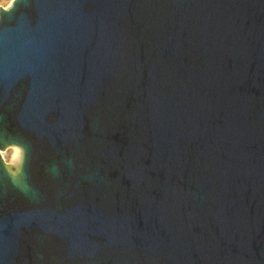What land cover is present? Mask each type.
I'll return each instance as SVG.
<instances>
[{
  "label": "water",
  "instance_id": "1",
  "mask_svg": "<svg viewBox=\"0 0 264 264\" xmlns=\"http://www.w3.org/2000/svg\"><path fill=\"white\" fill-rule=\"evenodd\" d=\"M0 264H264V0L0 7Z\"/></svg>",
  "mask_w": 264,
  "mask_h": 264
},
{
  "label": "rangeland",
  "instance_id": "2",
  "mask_svg": "<svg viewBox=\"0 0 264 264\" xmlns=\"http://www.w3.org/2000/svg\"><path fill=\"white\" fill-rule=\"evenodd\" d=\"M12 1L0 0V7L7 8L11 5ZM2 157L8 165L17 168L21 161V150L17 146H9L2 152Z\"/></svg>",
  "mask_w": 264,
  "mask_h": 264
}]
</instances>
